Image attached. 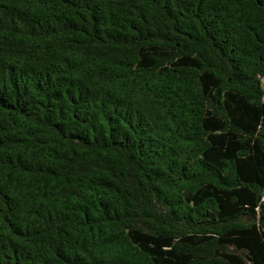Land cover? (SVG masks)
I'll return each instance as SVG.
<instances>
[{
	"label": "trees",
	"instance_id": "obj_1",
	"mask_svg": "<svg viewBox=\"0 0 264 264\" xmlns=\"http://www.w3.org/2000/svg\"><path fill=\"white\" fill-rule=\"evenodd\" d=\"M264 0H0V264H264Z\"/></svg>",
	"mask_w": 264,
	"mask_h": 264
},
{
	"label": "rangeland",
	"instance_id": "obj_2",
	"mask_svg": "<svg viewBox=\"0 0 264 264\" xmlns=\"http://www.w3.org/2000/svg\"><path fill=\"white\" fill-rule=\"evenodd\" d=\"M261 81H262V84H263V86H264V79H262Z\"/></svg>",
	"mask_w": 264,
	"mask_h": 264
}]
</instances>
